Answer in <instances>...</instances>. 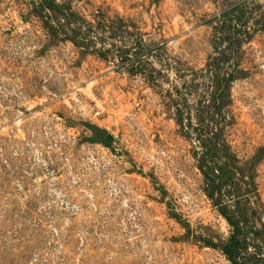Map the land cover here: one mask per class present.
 <instances>
[{
	"label": "rangeland",
	"instance_id": "1",
	"mask_svg": "<svg viewBox=\"0 0 264 264\" xmlns=\"http://www.w3.org/2000/svg\"><path fill=\"white\" fill-rule=\"evenodd\" d=\"M241 1H57L91 23L119 17L165 48L151 61L167 79L149 86L114 53L53 42L30 0H0V264H230L200 240H226L229 226L203 192L170 98L225 48L213 26ZM239 65L247 76L232 85L226 135L244 161L264 146V31ZM197 83L187 98L206 90ZM89 126L107 130L112 148L86 142ZM257 182L264 203V161Z\"/></svg>",
	"mask_w": 264,
	"mask_h": 264
},
{
	"label": "trees",
	"instance_id": "2",
	"mask_svg": "<svg viewBox=\"0 0 264 264\" xmlns=\"http://www.w3.org/2000/svg\"><path fill=\"white\" fill-rule=\"evenodd\" d=\"M57 1L30 0V13L42 21L53 42L69 41L82 55L92 54L102 60H108L114 53L120 62L119 69L141 76L149 86L159 84L163 77L167 79L151 61L161 64L165 48L147 45L133 25L102 14L96 15L98 23H91L74 12L68 2ZM261 8L258 0H246L223 11L213 29L216 46L220 43L226 46L221 50L217 47L206 68L196 72L192 79H200L206 90L190 99L197 94L199 86L191 81L187 86L183 83L184 90L172 89L174 98H170L174 121L180 134L191 144L192 157L202 176L203 192L229 226L226 240L212 237L200 240L206 247L220 251L230 264H264V203L257 182L264 146L251 158L241 161L226 135L228 126L234 123L229 109L232 85L247 76L239 65L242 47L254 34L264 31ZM129 36L134 37L132 43L126 41ZM112 141L113 137L108 135L103 146L111 149ZM171 216L186 226L176 213Z\"/></svg>",
	"mask_w": 264,
	"mask_h": 264
},
{
	"label": "water",
	"instance_id": "3",
	"mask_svg": "<svg viewBox=\"0 0 264 264\" xmlns=\"http://www.w3.org/2000/svg\"><path fill=\"white\" fill-rule=\"evenodd\" d=\"M88 128L94 133L95 137L93 139L87 138L85 141L90 144L102 145L105 139L108 137V131L97 126H89Z\"/></svg>",
	"mask_w": 264,
	"mask_h": 264
}]
</instances>
